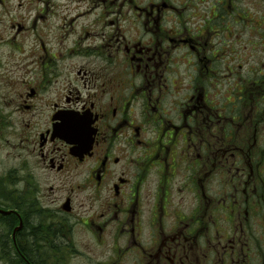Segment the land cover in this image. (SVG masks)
I'll list each match as a JSON object with an SVG mask.
<instances>
[{"label": "flooded vegetation", "instance_id": "obj_1", "mask_svg": "<svg viewBox=\"0 0 264 264\" xmlns=\"http://www.w3.org/2000/svg\"><path fill=\"white\" fill-rule=\"evenodd\" d=\"M63 1L14 26L38 38L9 109L57 187L0 214L12 264H264V63L225 68L207 27L166 0ZM228 9L217 3L211 27L235 37Z\"/></svg>", "mask_w": 264, "mask_h": 264}, {"label": "rangeland", "instance_id": "obj_2", "mask_svg": "<svg viewBox=\"0 0 264 264\" xmlns=\"http://www.w3.org/2000/svg\"><path fill=\"white\" fill-rule=\"evenodd\" d=\"M146 1L137 0L138 3H145ZM166 1L181 7V11L185 14V20L181 21V24L187 25L193 31H199L201 26L207 27L205 34L209 32L208 45L211 49L221 54L225 61V68L235 66L237 72L243 75L246 71L242 65L246 68L249 66L251 69H254L257 68L258 63H264V0H224L227 11L231 6L233 8L232 14H237L238 11L247 12L249 17L244 14L241 15L247 19H251L249 20L248 27H245L241 23L238 24L237 29H240L241 32L235 37H231L228 32L224 33L221 21H219V27L214 26V29L211 27V21H218L212 18L215 11L214 7L217 6L219 1L223 0ZM172 1H175V3ZM45 2L47 0H0V103L2 104L1 113L8 123L2 131L0 130V180H3L4 184H1L5 185L1 186L2 195L5 197L1 199L0 195L1 206H8L9 201L7 200L12 199L17 192L32 191L33 199H41L48 192L50 185L57 187V184H52L42 172L36 170L32 154L23 142L25 140L24 132L26 125L24 124L21 130L18 129L16 125L20 123L19 117L14 114L13 109H9L11 105L9 98L10 82L12 83L18 77L24 76L25 69L18 66H23L31 60H26V57L30 56V51L36 48L33 39L38 38L34 34H30L28 37V32H25L23 29L20 31V35H18L14 30V26L19 24L29 26L31 22L30 26H32L34 18L31 16H35V9L38 7H46ZM49 2V4H52L51 0ZM63 2L62 5L66 7L68 0H64ZM229 2L232 5L228 4ZM62 5L58 4V7ZM79 5L80 9L75 12H84L86 8L85 3L79 4L78 2L76 6ZM58 7L52 6L54 9ZM221 11L223 12L222 9ZM175 21L170 20L167 23L168 26H171L170 22ZM50 23L52 28L49 32V39L56 40V37L60 34L57 28L58 22L51 20ZM89 23V21L81 19L75 27L77 31L83 30L84 26ZM121 24L122 28H124V34L130 37L133 34V31L130 32V30L135 27L132 26L131 22L126 23L124 19H122ZM41 25L39 23L38 28L34 26L30 28L45 38L47 31L44 30L43 33ZM14 40L16 42H13ZM38 44L37 54L41 56L43 52L41 53L40 39L38 40ZM207 53L209 54V52ZM239 65L243 67L242 70L238 69ZM183 68L182 66L180 69L182 70ZM180 80L182 81L183 79ZM32 171L35 172V176L31 175ZM7 228L8 224L7 226L0 224V241H2V236H5V243L0 242V264H12L15 262L10 258V254L13 252L12 228H10V233ZM104 261L102 259L86 258V260H79L77 264H102ZM71 263L74 264V262Z\"/></svg>", "mask_w": 264, "mask_h": 264}, {"label": "trees", "instance_id": "obj_3", "mask_svg": "<svg viewBox=\"0 0 264 264\" xmlns=\"http://www.w3.org/2000/svg\"><path fill=\"white\" fill-rule=\"evenodd\" d=\"M1 112H2V110L0 109V130L2 131L8 125V123H7L6 119L3 117V114ZM1 183L4 184L3 180H0V195H1V199H3L5 197L2 195L1 186H5V185H2ZM15 195H17L18 197H21V198L28 196L26 194V192H17V194H15ZM7 223H8V225H10L9 221H7ZM7 223H3V225L7 226ZM7 230L10 233V227L9 226H8ZM2 243H5V236L4 235L2 236Z\"/></svg>", "mask_w": 264, "mask_h": 264}]
</instances>
